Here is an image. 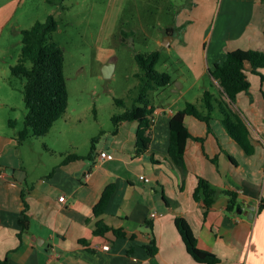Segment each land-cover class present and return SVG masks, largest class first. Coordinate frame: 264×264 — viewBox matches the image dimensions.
<instances>
[{
    "label": "crops",
    "instance_id": "0c3cea01",
    "mask_svg": "<svg viewBox=\"0 0 264 264\" xmlns=\"http://www.w3.org/2000/svg\"><path fill=\"white\" fill-rule=\"evenodd\" d=\"M4 10L9 7L5 5ZM238 49L264 52V0H222L209 50L200 56V70L194 67L197 60L186 53L183 60L195 71L197 81L210 75L219 93L211 70L217 60ZM247 68L251 87L237 97L235 108L249 126L255 147L252 155L231 137L216 109L210 125L192 116L185 118L193 136L187 142L184 165L170 164L171 119L193 102L182 89L170 107L151 102L156 107L152 138L143 155H136L138 122H122L117 131L114 124L100 130L102 140L80 151L77 142L82 130L71 128L65 120L61 126L68 128V136L53 142L60 145L67 140V147L44 144L45 150L34 149L36 165L26 166L23 150L16 151L18 144L23 145L18 142L21 129L17 130V121L7 113L0 122V264H204L188 253L177 217L192 225L199 247L217 255V264H264V68L251 64ZM166 88L153 91L164 95ZM206 90H200L202 102ZM182 100L185 105L175 109ZM198 107L206 110L204 102ZM62 127L60 133L65 134ZM85 134L86 141L97 138L94 133ZM102 151L113 158L101 159ZM47 153L60 159L51 162ZM199 177L219 192L210 208L194 197ZM111 185L115 192L104 220L122 229L126 238L112 232L95 234L94 208ZM226 190L238 195L236 213L228 211ZM24 214L30 220L26 230L20 222ZM107 244L110 249L104 250ZM155 246L158 249L152 255L149 249Z\"/></svg>",
    "mask_w": 264,
    "mask_h": 264
},
{
    "label": "rangeland",
    "instance_id": "374dc122",
    "mask_svg": "<svg viewBox=\"0 0 264 264\" xmlns=\"http://www.w3.org/2000/svg\"><path fill=\"white\" fill-rule=\"evenodd\" d=\"M221 3L222 0H0V122L9 113L17 121V130L25 128L28 109L21 90L23 80L11 72L21 55L23 29L54 15L59 29L53 40L64 49L66 58L67 112L48 135L31 136L23 145H17L16 151L23 150L25 165H36L34 149L45 150L44 144L67 147V140L60 145L53 142L68 136V128L61 126L65 120L71 128L74 125L82 130L77 142L80 151L93 143L90 138L86 141L85 131L94 133L98 144L104 135L99 131L113 127L112 115L132 107L139 95L137 74L141 70L137 54L159 51L156 68L172 76L164 95L159 90L150 92L152 103L170 107L172 99L180 94L177 90L182 89L188 92L190 101L203 107L202 87L216 95L218 89L208 74L197 81L195 71L183 59L185 53L196 59L194 67L200 70V56L209 50ZM5 5L9 11L4 10ZM2 21H6L3 27ZM169 27L174 28L171 34L166 32ZM107 65L113 70L111 76L104 73ZM116 99L126 100V107L118 105ZM185 102L182 100L174 108H182ZM216 114L221 115L218 110ZM61 127L65 134L60 133ZM47 154L51 162L60 159Z\"/></svg>",
    "mask_w": 264,
    "mask_h": 264
},
{
    "label": "trees",
    "instance_id": "16d2710c",
    "mask_svg": "<svg viewBox=\"0 0 264 264\" xmlns=\"http://www.w3.org/2000/svg\"><path fill=\"white\" fill-rule=\"evenodd\" d=\"M59 29V22L54 15H49L45 21L38 20L35 24L22 31V51L16 64L11 66L14 77L23 80L22 93L28 109L25 128L19 132L18 142L31 136L44 137L54 127L56 122L64 117L69 106V91L67 78L64 73L65 52L54 40L53 34ZM174 30L167 28V33ZM137 60L141 72L137 74L140 78L139 95L132 105L125 111L112 116L115 131L122 122H138L139 128L136 134V155L145 154L150 147L152 138V117L156 107L151 105L150 92L154 89L166 87L171 84L172 76L168 72L159 71L156 66L160 60V52L150 54H137ZM247 64L253 68H264V52L261 50L238 49L229 51L226 58L216 63L212 76L219 84L220 90L215 93L206 90L203 102L206 110H201L196 103L188 102L171 119V139L168 152L170 164L183 166L187 142L192 138V133L186 125L185 118L192 116L210 125L213 113L219 109L222 114V123L228 133L245 150L248 155L255 152L251 142V132L248 124L235 108L237 97L251 87ZM255 71V70H254ZM257 72V71H255ZM264 81V75H261ZM118 105L126 107V100L116 99ZM95 143V139L93 140ZM94 153V147L90 156ZM74 158H78L74 156ZM115 192V186L111 185L104 191L101 200L95 206L94 212L97 217L95 234L105 236L109 233L116 237L126 238L127 234L122 229L109 225L104 220V215ZM218 190L211 183L199 177L198 185L194 192L197 200H203L207 208L215 202ZM229 197L228 211L236 213L238 207V195L232 191H224ZM264 207V204H262ZM23 229L29 228V217L24 214L20 220ZM177 229L184 241L188 253L199 263L217 264L220 259L217 255L203 250L198 245V237L192 225L183 217L176 218ZM86 244L85 240L81 241ZM157 247H150V253L154 255Z\"/></svg>",
    "mask_w": 264,
    "mask_h": 264
},
{
    "label": "built area",
    "instance_id": "2783aa9c",
    "mask_svg": "<svg viewBox=\"0 0 264 264\" xmlns=\"http://www.w3.org/2000/svg\"><path fill=\"white\" fill-rule=\"evenodd\" d=\"M0 156H1V155H0ZM100 158H101V159H112V158H113V155L110 154V153H108V152H106V151H105V152L102 151V152L100 153ZM1 176H3V175H2V172L0 171V177H1ZM85 176H86V177H89V176H90V172L86 173ZM140 178H141L142 180H144L145 182H147V183H150V181H151L150 178H148V177H146V176H144V175H142ZM64 198H65L64 196H61L60 199H61V200H64ZM154 215H155V214H154ZM155 216H156V215H155ZM103 249H104V250H109V249H110V245H109V244L104 245V246H103Z\"/></svg>",
    "mask_w": 264,
    "mask_h": 264
},
{
    "label": "water",
    "instance_id": "95a60500",
    "mask_svg": "<svg viewBox=\"0 0 264 264\" xmlns=\"http://www.w3.org/2000/svg\"><path fill=\"white\" fill-rule=\"evenodd\" d=\"M221 62V59L217 60V63H220ZM112 68H111V65H107L105 66L104 68V73L106 76H111L112 75ZM255 208L251 207V210L254 211Z\"/></svg>",
    "mask_w": 264,
    "mask_h": 264
}]
</instances>
